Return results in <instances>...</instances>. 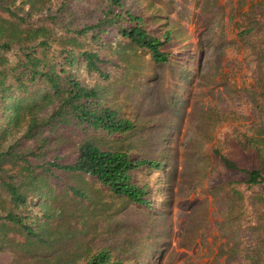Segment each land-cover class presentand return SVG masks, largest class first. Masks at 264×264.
Masks as SVG:
<instances>
[{"label": "rangeland", "instance_id": "rangeland-1", "mask_svg": "<svg viewBox=\"0 0 264 264\" xmlns=\"http://www.w3.org/2000/svg\"><path fill=\"white\" fill-rule=\"evenodd\" d=\"M51 1L47 13L59 7L60 0ZM107 1L70 0L60 11L79 24L101 17ZM124 4L152 34L170 31L161 48L169 60L154 62L145 49L113 38L112 53L104 56L111 59L108 78L81 68L76 74L134 123L119 136L98 132L94 139L161 163L135 173L149 183L151 206L117 197L88 176H62L84 196L53 185L50 195L34 198L35 228L46 242L27 243L12 230L0 241V264H83L100 249L130 264H264V203L255 201L256 189L240 184L242 173L227 170L213 153L218 148L235 157L250 138L249 87L264 69L257 67L264 60V28L243 36L238 30L264 20L263 1ZM241 161H248L246 154Z\"/></svg>", "mask_w": 264, "mask_h": 264}, {"label": "trees", "instance_id": "trees-1", "mask_svg": "<svg viewBox=\"0 0 264 264\" xmlns=\"http://www.w3.org/2000/svg\"><path fill=\"white\" fill-rule=\"evenodd\" d=\"M66 1L47 13L51 0H0V241L13 230L27 243L44 244L31 202L50 195L53 185L83 197L63 180L70 174L88 176L138 206H151L149 183L139 182L135 173L161 163L103 147L94 139L98 132L119 136L134 123L103 104L98 88L83 84L76 72L81 68L108 78L105 67L111 59L104 56L112 53L108 48L113 38L145 49L154 62H167L169 53L161 48L170 31L162 38L152 34L124 0H108L101 17L74 24L62 17ZM257 27L264 28V20L238 30V35ZM257 67L264 68V60ZM259 72L260 80L249 87L254 112L250 138L240 142L235 157L218 148L213 153L227 170L242 173L240 184L247 191L256 189L255 201L264 203V69ZM230 188L240 194L234 183ZM83 264L130 263L100 249Z\"/></svg>", "mask_w": 264, "mask_h": 264}]
</instances>
